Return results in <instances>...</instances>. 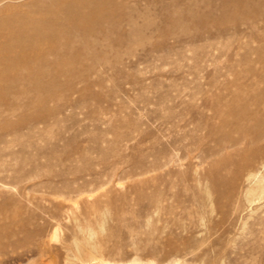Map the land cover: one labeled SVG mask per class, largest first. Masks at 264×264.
Wrapping results in <instances>:
<instances>
[{"label":"rangeland","instance_id":"374dc122","mask_svg":"<svg viewBox=\"0 0 264 264\" xmlns=\"http://www.w3.org/2000/svg\"><path fill=\"white\" fill-rule=\"evenodd\" d=\"M130 1L158 12L163 2H194L198 18L162 10L155 22L171 30L157 36L146 29L132 47L78 45L76 60L61 51L52 59L66 61L62 87L47 100L39 96L46 83L31 87L14 81V72L9 78L19 85L0 81V264H264V138L244 152L230 150L225 161L205 154L215 150L216 105L226 112V102L264 100V0ZM170 17L180 24L169 26ZM40 45V53L11 56L49 78L54 69L42 59L48 46ZM96 52L104 57L99 65Z\"/></svg>","mask_w":264,"mask_h":264},{"label":"bare ground","instance_id":"6f19581e","mask_svg":"<svg viewBox=\"0 0 264 264\" xmlns=\"http://www.w3.org/2000/svg\"><path fill=\"white\" fill-rule=\"evenodd\" d=\"M20 0H0V81H3L2 78L4 76H6L8 78V80H12V83H13V79L12 78H9L11 75L10 73L14 72V76L16 78H14L15 80L14 81H17L18 79L20 78H23L25 80H28L29 82H33V83H30L31 84V87H33L35 84V86H39L41 84H45L44 87L46 89H43L45 93H43V95H39V96H42V97H49L50 94H52V92L54 91L55 88H57V86H61V84H57L58 82V73L59 71H61V69H63L62 67V64L64 63L63 61L65 60H61V56L63 55H60L59 58H61L60 60H56L54 62V60L52 59L53 57H57L59 56V54H61L63 51L64 53L66 52L67 55H70L71 56V53L73 51V48L74 46L76 47L77 49V46H81L83 47V49L85 48H98V49H101L102 52L103 50H119L120 47H129L131 46L132 47V44H134L136 42V39H141L142 36L144 35V30L146 29H149L153 32H157V36H158V33H162V32H165L164 30H166V32L170 31L171 28H167L165 29H161L159 27V25L156 24L155 22V19L157 18V16L160 14L159 12L162 13V10H169L167 11V13L170 12V16L174 15L178 10H185L184 12L187 13L189 16H195L197 13H196V10H195V6H194V2L193 4H188V5H182V7H179L178 8L175 6V5H165V3L163 2L162 4V10L161 8L155 7L158 9H160V11L158 12L157 10H154V9H139L137 7H132L130 5V0H80V1H77L76 0H38L36 2H32L30 5L27 4V6H21V5H17L16 3L19 2ZM66 1H70V2H66ZM133 1V0H132ZM145 1V0H144ZM180 1V0H179ZM183 1V0H182ZM188 1V0H187ZM203 1V0H202ZM205 1V0H204ZM208 1V2H207ZM205 1L204 3L206 4L210 2V0H207ZM261 1V0H260ZM5 2V3H4ZM80 2V3H79ZM134 2V1H133ZM132 2V3H133ZM146 2V1H145ZM170 2V1H169ZM177 2V0H176ZM199 2V3H198ZM198 4H204L202 2H200L198 0ZM264 3V1H262ZM79 3V4H78ZM156 3V2H155ZM223 3V2H222ZM227 3V2H226ZM262 3V4H263ZM135 4V3H133ZM145 4V3H144ZM148 4V2H147ZM173 4V3H171ZM181 4V3H180ZM210 4H214L213 2H211ZM208 4V5H210ZM221 4V3H220ZM219 4V5H220ZM259 4V2L257 3ZM261 4V3H260ZM139 5V4H138ZM143 4H141L142 6ZM146 5V4H145ZM160 5V4H159ZM177 5V4H176ZM140 6V5H139ZM148 6H151L150 4ZM197 6V5H196ZM199 6V5H198ZM197 6V7H198ZM202 6V5H201ZM211 6V5H210ZM258 6V5H257ZM145 7V6H144ZM204 7H206L204 5ZM212 7V6H211ZM222 7V6H221ZM224 7H226V4L224 5ZM224 7L223 9H220V10H223L222 12H224ZM264 7V6H263ZM203 8V7H201ZM209 8V7H208ZM213 8V7H212ZM218 8V7H217ZM260 8V7H259ZM211 9V8H209ZM200 10V9H199ZM214 10V8H213ZM261 10V9H260ZM258 10V12L260 11ZM206 11V9L204 10ZM212 11V9H211ZM229 11V10H227ZM237 11V10H236ZM88 12V13H87ZM165 12V11H164ZM221 12V11H220ZM220 12H219V15H220ZM226 12V11H225ZM239 12V11H238ZM79 13V14H78ZM91 14L93 15L94 19L93 18H90V16L88 18V20L90 21H87V18H86V15L87 14ZM174 13V14H173ZM179 13V12H177ZM205 14H208L206 12H204ZM214 13V11H213ZM228 13V12H227ZM242 13V12H241ZM264 13V12H263ZM201 14V13H200ZM203 14V15H205ZM209 14H211V12L209 11ZM223 14V13H222ZM221 14V15H222ZM240 14V13H239ZM260 14V13H259ZM185 16V14H183ZM183 15L180 17L182 18ZM201 15V16H203ZM219 16L221 18H219L218 16H215V18H219V19H222V17L226 16V15H222V16ZM161 16H163L161 14ZM214 16V15H213ZM240 16V15H239ZM262 16V15H261ZM92 17V16H91ZM164 17V16H163ZM162 17V18H163ZM166 17V16H165ZM164 17V18H165ZM169 17V15L167 16ZM166 17V18H167ZM177 17V16H176ZM197 17V15H196ZM243 17V16H242ZM241 17V18H242ZM260 17V16H259ZM173 17H170L169 20V26H173V25H170V23L172 24H180L178 22L175 23V20L172 19ZM175 18V17H174ZM188 18V17H186ZM195 18V17H194ZM198 18V17H197ZM204 18V17H203ZM229 18V17H228ZM227 18V19H228ZM237 18H238V15H237ZM262 18V17H261ZM137 19L139 20H142L141 23H139L137 21ZM168 19V18H167ZM182 19H185L184 17ZM201 19V18H200ZM209 19V17H208ZM212 19V18H211ZM209 19V20H211ZM225 19V17H224ZM236 19V18H235ZM264 19V18H263ZM163 20V19H162ZM188 20V19H187ZM185 20V21H187ZM193 20V19H192ZM195 20V19H194ZM197 20V19H196ZM195 20V21H196ZM203 21L205 20V23L207 21V18L206 19H202ZM214 19H212L213 21ZM226 20V19H225ZM244 20V19H243ZM77 21L76 23H78V25H75L73 22ZM184 21V20H183ZM189 21V20H188ZM199 23H200V20H198ZM202 21V22H203ZM122 22H124V25H122ZM161 22V21H160ZM163 22V21H162ZM237 22V21H235ZM164 23V22H163ZM161 23V25L163 24ZM186 23V22H185ZM240 23V22H238ZM243 23V22H241ZM245 23V22H244ZM191 24V23H190ZM193 24V23H192ZM191 24V25H192ZM203 26H204V23H202ZM208 24V23H207ZM214 24V23H212ZM222 24V23H221ZM183 25V24H182ZM163 26V25H162ZM179 26V25H178ZM184 26V25H183ZM206 26V25H205ZM181 27V26H179ZM195 27V26H194ZM210 27V25H209ZM189 28V27H188ZM251 28V27H249ZM198 29V27H197ZM202 29V28H201ZM185 30V29H184ZM203 30V29H202ZM201 30V31H202ZM219 30V29H218ZM162 31V32H161ZM177 31V30H176ZM180 31V30H179ZM189 31V30H188ZM149 32V31H148ZM165 32V33H166ZM237 32V31H236ZM172 33V32H171ZM180 33V32H179ZM169 34V33H168ZM178 34V33H177ZM170 35V34H169ZM168 35V36H169ZM174 35V34H173ZM161 36V35H160ZM159 36V37H160ZM165 36H167L165 34ZM171 38V37H169ZM220 38V37H219ZM264 38V36H263ZM142 39H145V36L144 38ZM261 39V38H259ZM164 40V39H163ZM193 40V39H192ZM196 40V39H195ZM143 41V40H142ZM137 43V42H136ZM40 44H43V47H44V44L46 46H48V50L46 52V54H44L45 56L43 57L42 55V59H44L46 61V64L49 65V67H52L54 69V72L52 74V76H50V72H49V78L45 75H43V73H46L45 71L42 73V74H38V71L36 72H27V66L30 65L29 63L31 62H26L25 66H22V63L21 65L19 66V56L17 57V54H16V59H13L15 58V54L16 52H23L24 50L26 49H32L33 51H37V49H39V47L41 46ZM77 44V45H75ZM138 44V43H137ZM136 44V45H137ZM156 44V43H155ZM261 44V43H260ZM40 45V46H39ZM135 45V46H136ZM155 46V45H154ZM264 46V44H263ZM38 47V48H37ZM42 47V46H41ZM137 47V46H136ZM139 47V46H138ZM153 47V45H152ZM262 47V46H260ZM80 48V47H79ZM124 48V50H125ZM259 48V47H258ZM36 49V50H35ZM47 49V48H45ZM75 49V48H74ZM82 49V50H83ZM97 49V51H98ZM123 49V48H122ZM121 49V50H122ZM205 49V48H204ZM256 49V48H255ZM263 49V48H261ZM31 50V51H32ZM88 51H91L89 49H87ZM95 50V49H94ZM94 50H92L91 52H95ZM159 50V49H158ZM32 51V52H33ZM40 51V49H39ZM37 51V52H39ZM44 51V50H43ZM46 51V50H45ZM75 51V50H74ZM85 51V50H84ZM87 51V52H88ZM100 51V50H99ZM258 51V50H257ZM263 51V50H261ZM90 52V53H91ZM107 52V51H106ZM125 52V51H124ZM40 53V52H39ZM83 53V51H82ZM89 53V52H88ZM99 53V52H98ZM118 53V51H117ZM120 53V52H119ZM252 53V52H251ZM261 53V52H260ZM14 55L13 57L11 55ZM21 54V53H20ZM25 54V53H24ZM34 55V53H32ZM86 53H84L83 55L85 56ZM95 58H93L95 61L98 62V65H99V61H102V59L104 58L102 56V59L99 58V56H97V52L95 53ZM113 54V53H112ZM247 54V53H246ZM257 54V52H256ZM32 55V56H33ZM40 55V54H39ZM83 55H81L83 57ZM87 55V54H86ZM90 55V54H89ZM100 55V54H99ZM40 56V57H41ZM79 56H80V53H79ZM94 54L92 53V56L93 57ZM106 56V55H105ZM108 56V55H107ZM115 56V55H114ZM258 56V55H257ZM263 56V55H262ZM22 57V56H20ZM40 57H36L37 61H35L36 63L39 62V58ZM87 57H90L87 55ZM98 57V58H96ZM248 57V56H247ZM34 58V57H33ZM32 58V59H33ZM64 58V56H63ZM71 58H73V60L75 59V56H71ZM78 58V56L76 57ZM81 58V57H80ZM107 58V57H106ZM116 58V57H115ZM201 58V57H200ZM241 58V57H240ZM23 59V58H22ZM30 59V58H29ZM41 59V60H42ZM92 58H90L89 61H91ZM92 59V60H93ZM101 59V60H100ZM113 59V58H111ZM242 60H245V58H241ZM264 58H262V61H263ZM66 60H68V63L70 64V62H73V61H69V58L67 59V56H66ZM72 60V59H70ZM76 60V59H75ZM257 60V59H256ZM22 61V60H21ZM30 61V60H29ZM42 60V62H40L43 66V62H45ZM80 61V60H79ZM78 61V62H79ZM85 61V60H83ZM104 61V60H103ZM247 61V60H246ZM19 62V63H18ZM34 62V63H35ZM63 62V63H61ZM92 62V61H91ZM244 62V61H243ZM248 62V61H247ZM257 62V61H256ZM261 62V60L259 61V63ZM66 63V61H65ZM85 63V62H83ZM88 63V62H87ZM86 63V64H87ZM90 63V62H89ZM102 63V62H100ZM105 63V62H104ZM116 63V62H115ZM33 64V63H32ZM92 64H94V62H92ZM91 64V65H92ZM248 64V63H246ZM257 64V63H256ZM36 65V64H35ZM39 65V64H38ZM39 65V66H40ZM71 65H75L74 63ZM77 65V64H76ZM81 67H82V64H80ZM103 65V64H102ZM101 65V66H102ZM258 65V64H257ZM261 65V64H260ZM85 66V65H84ZM88 66V65H87ZM94 66V65H93ZM92 66V67H93ZM97 66V65H96ZM74 67V66H73ZM72 67V68H73ZM95 67V66H94ZM93 67V68H94ZM253 67V66H252ZM47 68V66L45 67ZM69 68V67H67ZM72 68H69L72 70ZM91 68V69H93ZM250 66H248L247 69H249ZM257 68V67H255ZM32 69H35V68H32ZM44 69V68H43ZM51 69V68H49ZM74 69V68H73ZM90 69V70H91ZM251 69V68H250ZM38 70L40 72H42V69L38 68ZM45 70V69H44ZM89 70V69H87ZM256 70V69H254ZM264 70L261 69V72ZM9 71V72H8ZM33 71V70H32ZM49 71V70H48ZM64 71V70H62ZM68 71V70H67ZM73 71V70H72ZM93 71L95 72V70L93 69ZM92 71V72H93ZM90 72V71H89ZM249 72V71H248ZM256 72V71H255ZM260 72V73H261ZM72 73V72H70ZM96 73V72H95ZM63 75V73H60V75ZM68 74V72H67ZM74 74V73H73ZM78 74V73H77ZM77 74L75 76H77ZM86 74V73H85ZM250 75V73H248ZM253 74V73H251ZM258 74V73H257ZM264 74V72H263ZM82 75V74H80ZM87 75H89L87 73ZM237 75V74H236ZM255 75V74H254ZM259 75V74H258ZM65 76V75H64ZM71 76H73L71 74ZM79 76V75H78ZM86 75H83V77H85ZM241 76V75H240ZM244 76V75H243ZM253 76V75H252ZM4 77V79L6 78ZM13 77V76H12ZM80 77V76H79ZM82 77V76H81ZM80 78H77L76 80H80ZM88 77V76H86ZM235 77V76H234ZM238 77V76H237ZM260 77V76H259ZM264 77V75H263ZM76 78V77H75ZM75 78L73 80H75ZM258 79V77H256ZM47 79V81L44 83L43 80ZM83 79V78H82ZM238 79V78H237ZM240 79V78H239ZM255 79V80H257ZM261 79V78H259ZM7 80V81H8ZM72 80V82H73ZM75 80V81H76ZM85 80V79H84ZM96 80V79H95ZM236 80V78H235ZM254 80V81H255ZM6 81V80H5ZM24 81V80H23ZM69 81V79H68ZM81 81V80H80ZM79 81V82H80ZM240 81V80H239ZM253 81V82H254ZM260 81V80H259ZM11 82V81H10ZM27 82V81H26ZM25 82V83H26ZM28 82V83H29ZM60 82V81H59ZM72 82H67L69 83L70 85L72 84ZM235 81H232V83L235 85L232 86L233 87H236L237 84L234 83ZM258 82V80H257ZM2 83V82H0ZM17 83V82H16ZM15 82L13 83L14 84V87H15ZM238 83V82H237ZM10 84V83H7V85ZM12 84V85H13ZM18 84V83H17ZM63 84V83H62ZM68 84V85H69ZM85 84V83H84ZM252 84V83H250ZM255 84V83H254ZM258 84V83H257ZM256 84V85H257ZM3 85H6L5 83L2 84L1 86L3 87ZM11 85V84H10ZM19 85V84H18ZM17 85V86H18ZM25 85V84H23ZM21 85V86H23ZM42 85V86H43ZM66 85V86H68ZM69 85V86H70ZM253 85V84H252ZM251 85V86H252ZM9 86V85H8ZM16 86V87H17ZM26 86H28V84L26 83ZM26 86H23L24 88H26ZM66 86H64V89L66 88ZM248 86V84H247ZM250 86V87H251ZM12 87V86H11ZM31 87L29 86V90L31 89ZM71 87V86H70ZM69 87V89H70ZM237 87H239L237 85ZM248 87V88H250ZM5 88V87H3ZM10 88V87H9ZM28 88V87H27ZM36 88V87H35ZM34 89H31V91H34ZM41 89V87H39ZM73 88V86L71 87ZM227 88V87H226ZM246 88V87H244ZM252 88V87H251ZM255 88V87H254ZM251 89V90H255V89ZM15 89H18V88H15ZM11 90L12 91H16L17 90ZM68 89V90H69ZM235 89V88H234ZM233 89V90H234ZM238 89V88H237ZM236 90V93L238 94L239 92ZM241 89V88H240ZM263 88H261L262 90ZM4 90V89H3ZM7 90V89H6ZM10 90V91H11ZM22 90V88L18 89V91ZM26 90V89H25ZM24 90V91H25ZM42 90V92H43ZM61 90V89H60ZM72 90V89H71ZM71 90H69L71 92ZM234 90V91H235ZM249 90V89H248ZM248 90L246 88V93H248ZM259 90V91H261ZM264 90V89H263ZM1 91V90H0ZM11 91V92H12ZM23 91V90H22ZM23 91V92H24ZM28 91V90H27ZM26 91V92H27ZM38 91V90H37ZM63 91V89H62ZM244 91V89H243ZM259 91H257V96L259 95ZM8 92V91H7ZM16 92H14L16 94ZM41 92V90L39 91ZM55 92H58L57 90H55ZM66 92V91H64ZM263 92V95H264V91ZM18 93V92H17ZM21 93V92H20ZM35 93V92H34ZM230 94H234L235 93L232 91V92H228ZM242 93V92H241ZM245 93V92H244ZM251 93V92H249ZM249 93H248V97H249ZM5 94H9V93H5ZM261 94V93H260ZM38 93L35 95L37 96ZM252 95V94H251ZM1 96H4V95H1ZM28 96V95H27ZM32 96V95H31ZM229 96V94H228ZM231 96V95H230ZM244 96V94H243ZM29 97V96H28ZM33 97V96H32ZM47 97V98H48ZM51 97V96H50ZM233 97V95H232ZM247 97V98H248ZM6 98H8L6 96ZM15 98V97H13ZM23 98V97H22ZM46 98V100H47ZM234 98H239V94H238V97H234ZM246 98V97H245ZM263 98V97H262ZM259 95V97H255V98H250V100H240V101H237V102H234L232 104H229L232 105V106H229V108L227 107L226 103L224 104V107L227 108V111L225 112L221 105L222 104H218L216 105L217 106V109H216V115H217V119H218V122L219 124L216 125L213 130L215 129L216 130V135H214L213 138H215V140H213L211 138V142L213 143V141L215 142V147H213V144L212 147H210V149L212 148H215V150H211V153L208 154L206 153L208 150L206 148L205 150V154L208 157H212V151H214L215 155L221 157V155H226L227 153L229 154V151L230 150H238L237 148H239V152L240 151H243L248 148H250L252 145H254L256 142H258L259 140L263 139L264 138V100L262 99ZM30 99V97H29ZM38 99V98H37ZM41 99V97L39 98ZM44 99V98H43ZM18 100V99H17ZM238 100V99H237ZM21 101V99L19 100V102ZM43 101V100H42ZM42 101H40V103L42 104ZM218 101V100H217ZM221 101V99H220ZM220 101H218L217 103H219ZM25 103L26 101H22V103ZM34 102V101H32ZM233 102V101H232ZM11 103H12V100H11ZM15 101L12 103L14 105ZM18 103V102H16ZM10 104V103H9ZM21 104V102H20ZM31 105V104H30ZM226 105V106H225ZM24 106V105H23ZM22 106V107H23ZM34 106V105H33ZM215 106V108H216ZM6 107V106H5ZM10 107V105H9ZM21 107V108H22ZM27 108V107H26ZM30 108V107H29ZM43 109V108H42ZM21 110V109H20ZM28 110V109H27ZM37 110V109H35ZM5 112V110H3ZM30 111V110H29ZM28 111V112H29ZM31 111H34V109L32 110L31 108ZM3 112V113H4ZM27 112V113H28ZM35 112V111H34ZM34 112H32L33 114H35ZM41 113H43L42 111H40ZM10 113V112H9ZM1 114V113H0ZM40 114V113H39ZM38 112H37V116L39 115ZM44 114V113H43ZM41 114V115H43ZM4 115V114H3ZM25 115H26V112H25ZM1 116V115H0ZM33 116V115H32ZM40 116V115H39ZM35 117V115H34ZM41 118V116L39 117ZM213 136V135H212ZM211 136V137H212ZM257 148V146H256ZM261 149V148H260ZM233 150V151H234ZM261 151V150H260ZM210 152V150L208 151ZM235 152V151H234ZM238 152V151H237ZM255 152V151H254ZM202 153V152H201ZM204 153V152H203ZM232 153V152H230ZM241 153V152H240ZM257 153V152H256ZM264 153V152H263ZM213 154L214 157H216L215 155ZM203 155V154H202ZM208 155H211V156H208ZM204 157V156H203ZM260 157V156H259ZM205 158V157H204ZM223 161H225V158L223 156ZM220 161V160H218ZM222 161V162H223ZM228 161V160H227ZM212 162H215V161H212ZM220 163V162H219ZM225 163V162H224ZM230 164V163H228ZM212 165V164H211ZM233 165V164H232ZM244 165V164H243ZM226 165H224L223 167L225 168ZM229 166V165H228ZM213 168V165L210 166ZM216 167V166H215ZM214 167V168H215ZM230 167V166H229ZM245 167V166H244ZM213 168V169H214ZM219 167L215 168V170L217 169L218 170ZM227 169V168H225ZM214 170V171H215ZM217 170L215 172H217ZM228 170V169H227ZM239 170V169H238ZM237 170V171H238ZM235 171V172H237ZM243 171V170H242ZM241 172V171H240ZM238 172V173H240ZM243 173V172H242ZM237 174V173H235ZM252 175V174H251ZM250 173H248V176H251ZM219 176V175H218ZM237 176V175H236ZM244 176V175H243ZM233 177V176H232ZM219 178V177H217ZM236 179V178H234ZM221 180V179H220ZM214 181V180H213ZM212 187V186H211ZM261 187V184H259L258 188ZM220 188V187H219ZM228 190V189H227ZM141 193V192H140ZM153 194V193H152ZM158 194V192H157ZM156 194V191H155V196L157 195ZM225 195V193H224ZM143 196H146V194H144ZM139 197V195H138ZM144 198L140 196V200H142L143 198L144 199H149V200H152L153 199V195H152V198L150 199L149 197L147 198ZM223 197V196H222ZM227 197V196H226ZM155 198V197H154ZM158 198V197H157ZM156 199V198H155ZM154 199V200H155ZM216 203V202H215Z\"/></svg>","mask_w":264,"mask_h":264}]
</instances>
